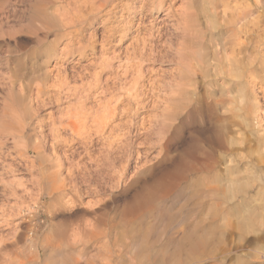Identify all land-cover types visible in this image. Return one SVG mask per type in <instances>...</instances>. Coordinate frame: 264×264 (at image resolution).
<instances>
[{
  "label": "rangeland",
  "instance_id": "rangeland-1",
  "mask_svg": "<svg viewBox=\"0 0 264 264\" xmlns=\"http://www.w3.org/2000/svg\"><path fill=\"white\" fill-rule=\"evenodd\" d=\"M96 1L104 2L105 0ZM116 1L107 2L109 4H106L107 10L95 11L94 13H70L66 9L69 3L67 0H0V150L1 156H3L0 160L2 163H0V264H87V262L106 264L105 249L101 248L106 240L115 249L113 254L116 251L114 256L118 255L115 257V259L118 258L116 259L118 264H125L128 260L130 262V260L139 258L138 246H134L135 243L133 244L131 236L127 237L129 234L121 231L122 228H118L120 231L111 236V239L101 237L92 240L83 235L79 236V232L76 233L78 234L76 238L77 235L73 233L78 226L82 228L86 224H93L96 221L102 224L104 219L108 223L110 219L115 217L119 208L130 207L129 204L133 206V202L136 204L139 194L153 185L168 169L170 173H173L184 162L203 160L204 154L210 148L209 141L212 138V129L209 124L204 123L202 118L196 119V121L192 120V122L183 119L178 120L179 129L174 131L177 133H173V139L170 136L169 141L167 139L169 134L161 127L151 135H147L145 132V129L150 125L148 121L150 116L159 117L161 115V106L165 96L169 94L166 88L161 87L163 84L175 82L172 76L173 69H178V67L174 61L180 55L174 50L171 51L172 48L169 47L171 45L174 48L178 43L173 29L175 17H178L182 11L184 12L189 3L195 8H191L193 10H190V13H194L193 17H195L193 18V22H195L193 30L196 29V32L193 31V33L195 32L197 36L193 40L196 41V44L194 43V46L191 47L192 50L189 51L192 53L195 62L201 63L200 65L203 62V66L209 70H213L214 66L217 67L222 60L225 63L230 60V57L235 56L230 45L227 46V51L224 52L223 50L224 46L228 44L227 40L231 34L228 31L227 17L229 19V16L233 15L232 13H236L240 5L248 9L247 13L242 15L244 19L240 23V26L243 27V33L245 31L248 34L252 33L253 30L261 29L264 24V0H260L258 6H256L255 0H189L190 2L186 0L187 3L185 0H172V2L167 0L163 8L151 4L145 5L143 9L140 8L142 0H118L117 4L113 3ZM112 3L116 7L114 5L112 7ZM183 6L186 8L184 9ZM75 15L78 18L81 17L77 19ZM83 15L85 16L83 17ZM71 19H73L72 21L75 20L72 25ZM206 20L210 22H206ZM73 24L77 25L73 27ZM263 39L264 37L256 39L258 42L253 40L254 45H249L251 47L250 52L253 53L254 51L253 54L257 56L249 64L250 77L248 78L247 91L249 89L248 96L249 98L251 96L249 103H252L254 108L258 106L259 109H257L258 107L256 110L251 109L256 114L246 113V117L250 116L251 118L250 120L248 117L250 127L248 125L247 129L233 134L237 140L236 144L239 143L238 145L233 143L235 144L233 146L241 151H237V153L239 152L238 155L243 156L237 155L236 159L234 158V164L231 163V165L240 168L239 176L243 177L244 180L246 179L247 184L249 183L247 185L248 193L257 199L254 202L258 204L264 203ZM193 40L192 43L195 42ZM255 42L259 45L256 46ZM216 43L221 47H217ZM151 44L156 46V49L162 50L163 56L167 53V58L166 56L162 57L161 54L158 55L160 50H157L158 53L155 58L152 56L148 58V49ZM216 47L217 49H215ZM219 48L223 49V54ZM258 49L259 51H257ZM189 51L186 53L187 56L184 55L185 57L189 56ZM219 53L220 55H218ZM192 55L190 54V56ZM225 55L227 58L223 57ZM143 56L144 59H142ZM172 59L173 61H171ZM140 67H142L141 76H139ZM223 75L217 76L216 86L219 90H225L224 87H228L230 84ZM138 79L144 83V87L136 86L135 80L139 81ZM142 95L146 98L145 102H148L150 106L138 108L135 105L138 97L142 98ZM254 97L255 99H253ZM252 99L256 100L258 104H254L255 101L251 102ZM114 105L117 106L118 117L102 133H99V135L104 134L99 136V139L103 138V140L100 139L102 143L95 146L90 158L86 155L84 146L81 145L79 139L72 138L67 133L68 131L62 129L64 127L62 124L73 119L76 110L84 113L93 109L92 111L101 113L107 107ZM136 107L138 114L135 115L136 118L133 121L135 125L133 129L137 133L135 136L136 144L132 148L134 156L129 159L128 164L126 158L120 157L122 148L127 146L123 134L126 127L124 125L123 128V124L128 117H124V114L135 111ZM81 108L84 112L81 111ZM143 118H145L144 121ZM141 123L145 129L142 128ZM152 123L154 125L156 122ZM117 124L118 126H116ZM20 127H23L25 132L24 138L19 140L14 136V132ZM56 129L61 130L56 133L58 131ZM236 129L234 128V131ZM178 133H182L181 136ZM55 137L59 139L56 140ZM16 141L19 144H15ZM168 144H171L169 145L170 153L166 155ZM34 145L37 146L40 154L36 162L28 164L25 159L34 160V154H27L25 151ZM205 147L207 150H204ZM197 151L200 154L204 153L203 156L200 155V157ZM97 158L102 161L100 162ZM91 159L95 160L96 164L102 163L99 165L101 166L99 169L102 171L104 168V175L102 172L96 175L95 179L90 181L91 183L76 178V182L82 184L78 185L81 194L79 198H75L77 201L65 196L52 198L50 194L48 195L49 182L47 181L50 179L47 177L49 173H53L54 177L55 173L57 175L62 174L60 178L63 179L70 170L79 171L84 165H89ZM96 160L99 161L96 162ZM237 160L241 161L238 162ZM194 163L196 164V162ZM226 164L222 166H226ZM125 165L129 166L124 169ZM39 169L46 173L45 178H41ZM202 171L193 172L191 174L193 180H188V183L187 181L184 182L180 189H171L166 195L164 205L170 209L168 208L167 216L158 217L162 221L155 222V224V220L150 219L153 222L150 221L149 224H146L147 226L151 225L150 231L153 230L151 238L152 235H154L153 238H157V240L150 241L153 242L152 244L155 245L154 248H157V251L161 252L162 250V252L170 255V252L174 251L173 248L176 251L177 244L182 239L184 242L179 245L186 243L185 238L181 237L183 232L199 223L201 225L203 220L201 226H204H200V229L208 226V223L209 225L212 224L214 211L209 212L211 209L213 210L211 199H207L210 204L208 206L207 200L200 201L201 199L192 197L195 194L193 191L197 192L202 184L207 183L206 180L212 179V174L208 175L204 172L202 174ZM72 183L74 184V180ZM250 184L251 186H249ZM249 189L251 190L249 191ZM201 205L204 208H200ZM102 210L106 215H101ZM208 219L212 222H209ZM88 221L90 223H86ZM224 223L226 224V221L213 222V229H215L213 237L215 239L219 236L222 238V240L217 238L219 241L213 238L214 250L195 255V257L189 253L186 255L189 251L187 246V249L181 250V253L184 251V254L182 253L184 260L180 262L182 255L179 250V259L173 258L172 261L173 252L172 257H169L166 263L244 264L245 260V264H264V219L254 223L249 222V225L246 226L241 224L243 229L246 227L244 231L242 230V234L237 228L233 227L232 229V226H224ZM60 224L65 229L68 225L71 231L66 229L68 230L66 235L61 233L59 230L63 228L60 227ZM56 225L57 228H60L57 229ZM153 227L158 228L153 229ZM219 227L224 230L219 229ZM157 229L160 231L157 232ZM119 232L125 235L121 233L119 236ZM224 236L228 238H224ZM174 239L175 242H172ZM217 242L220 247L216 244ZM121 243L123 246H120ZM142 243L139 242V245ZM167 243L169 247L164 248ZM169 248H171L168 250L169 252L165 251ZM126 254L128 257H125ZM130 254L134 255L131 257ZM175 254L177 255V253ZM186 256L188 258L193 257V260ZM255 256L256 258H253Z\"/></svg>",
  "mask_w": 264,
  "mask_h": 264
},
{
  "label": "bare ground",
  "instance_id": "bare-ground-1",
  "mask_svg": "<svg viewBox=\"0 0 264 264\" xmlns=\"http://www.w3.org/2000/svg\"><path fill=\"white\" fill-rule=\"evenodd\" d=\"M68 1H69L68 8H66V9H68V12L70 11V13L71 12H74V13H94L95 11H101V10L106 9V7H107L106 4H108L107 2H109L110 0L109 1L105 0L104 2H98L96 0H67V2ZM117 1L113 2V3L117 4L118 3ZM166 1L167 0H142L140 8L143 9V7L145 5H151V4L152 5L154 4V5H157L160 8H163L165 6ZM188 1H186V3ZM169 2H172V0H169ZM109 3H111V2H109ZM113 3L111 4L112 7L114 5ZM255 3H256V6H258L259 5L258 3H260V0H255ZM185 5H187V4H185ZM186 7H184V9L186 8L185 10L182 8L184 10V12L183 11L181 13L179 12L180 15L178 14V17H175L176 18L175 23L173 22V24H174L173 25L174 26L173 29H174L175 34H176L175 36H177L176 38L178 39V41H177L178 43L175 42V43H177L175 45V47H174L175 49L171 45H169V47L172 48V50L167 48V49H169L171 51L174 50L175 52H177V54L180 55V57H178L176 59V61H174L176 66L178 67V69H173L174 73H173V70H172V73H173L172 76L174 77L173 79H174L175 82L173 84H170V83L167 84V85L163 84L162 87L160 86L161 88L164 87V89L166 88L169 91V94H167V96H165V99L163 101L164 103L161 106V109H160L161 110V115L159 117L150 116V119L148 120L150 122V125H148V127L146 129L144 128L145 126H143L142 123L140 125L143 126L142 128L145 129V132H146L147 135H151L152 133H154L156 131V129H158L160 127L165 129L166 133L169 134L168 137H167V139L169 141L170 136L173 139V133H177V132H174V131L179 129V125L177 124L178 120L183 119V120H189V121L192 122V120L196 121V119H199V118L201 119L202 118L204 120V123L206 122L207 124H209L211 126V129H212V133L213 134H212V138H210V141H209L210 142V144H209L210 148H209V150H207L206 147H205L204 150H207V152L205 151L206 152L205 154L202 153V154H204L205 158L203 160L199 159L198 161H194V162H196V164L194 162H192V161L190 163L184 162L182 164V166L179 167L178 169L176 168L177 170L175 169L176 171L173 172V173H170L169 169H168V171L166 173H163V176H161L159 179H157L153 183V185H151L150 187L146 188V190H144L141 194H139V199H138V202L136 204L133 202L132 203V204H134L133 206H131L129 204L130 207L119 208L117 210V212H116L115 217L112 220L110 219L108 223H106L105 219H104V222H102V224H100L101 222H97L96 220H95L96 222L93 223V224H91L88 221L86 223H90V224L84 223L86 225H85V227L83 226L82 228L80 226L77 227V225H80V224H77V225H75L77 227V228H75L76 229L75 233H73V234H76V233L79 232L78 233L79 236L83 235V236L88 237V238H90L92 240L94 238H101V237H103V239L104 238H107V239L110 238L111 239V236H114L115 233L117 231H120L119 229L122 228L121 231H123L125 234H129L127 237L131 236V239L133 240V244L135 243L134 246L135 247L138 246L137 248L139 249L138 250L139 251L138 255L140 257L137 258L138 255L136 253V255H137L136 258L137 259L130 260V262H129V260L127 261L130 264H168L166 262L168 261L169 257H172L171 254L173 252H174L173 253L174 257H172V261H173V258H178L179 259V254H178L179 250H180L179 253L182 255V258H183V254H184L183 252L184 251L182 252L183 253L182 254L181 250H184L183 248H186L187 246H188L187 248H188L189 251L185 250V251H188L186 253V255L188 253L191 256L204 254V253H206V252H208V251L213 249V245H214L213 238H214V240H216L217 238L220 237L218 232H217V234H218L219 237H217L216 239H215V237H213L214 236L213 231L215 230V229H213L214 228L213 222H218V221H220V222L224 221L225 222L226 221V224L224 223L225 224L224 226H226V225L230 226V227L232 226V229H233V227L237 228L239 233L241 232L240 234H242V230L244 231V229L246 227H244V229H243L241 224L246 226L249 222H253L254 223V222H257V220L264 219V213H262L263 210H264V203L258 204L257 202H254L257 199H255V197H253L252 195H249L248 190H247L248 189L247 185L249 183L247 184L245 182L246 179L244 180L243 177L241 178L239 176L240 168L238 166L231 165V163L234 164V158L238 155L239 152H241L240 150H237L235 146H233V145H235L237 143L236 137H234L233 134H235L236 132H240V131H242L244 129H247L246 127H248V125L250 124V122L248 121V117H249L250 120H251V118H250V116L246 117V113L247 114L253 113V110H251V109L254 108L251 105L252 103L251 104L249 103V99L251 100V96H250V98L248 96L249 89L247 91V84L249 85L248 78L250 77V75H249V73H250L249 64L251 62H253V60L256 58L257 55L253 54V53H255L254 51H253V53L250 52V48L251 47H249V45L253 46L254 45L253 42H252L253 40H256L258 38L261 39L262 37H264V24H263L261 29L259 28L257 30H253L252 33L248 34L247 31H245L243 33L242 32L243 27L240 26L241 25L240 23L244 19V18H242V15L247 13L248 9L245 8L244 6L240 5V7L237 8L236 13H232L233 15L229 16L230 17L229 19L227 17V20H228L227 22L229 24V26L227 25L228 26V31L231 34L229 36V39L227 40L228 44L226 46H224V50L222 49L225 52V51L228 50L227 46L230 45L231 51H232L233 54H235V56L230 57V60L225 62V63L222 62L223 61L222 60L220 62V64H218L217 67L214 66L213 70H209V69H207V67L205 68L203 66L204 65L203 62H202V65H200L201 63L199 64V63L195 62L192 53H190V51H189L190 49L192 50L191 47L194 46L193 44L194 43L196 44V41L193 40V38L196 37L197 35H195V32H196L195 30L196 29L193 30L194 29L193 27H195V24H194L195 22H193L194 21L193 18H195V17H193L194 13H190V10H193L191 8H194V7L190 3ZM110 8H111V6H110ZM167 9H169V8H167ZM81 16H82V14H81ZM84 16L85 15H83V17ZM75 18L79 19L78 17H76V15H75ZM72 20L73 19L70 20L71 25L75 21V20L74 21H72ZM83 20H84V18H83ZM209 20H210V18H209ZM209 20H206V22L209 21ZM200 22H202V21H200ZM70 23L68 22V24H70ZM68 24H67V27H68ZM74 25H77V24H73V27H74ZM69 27H70V25H69ZM193 31H195V32L193 33ZM192 40L195 41V42L192 43ZM256 41L258 42V40H256ZM262 41H261V44L264 42V41L263 42ZM170 42H172V41L170 40ZM257 42H255V44H257ZM172 45H173V43H172ZM258 45L259 44H257L256 46H258ZM217 47H221V46L218 45ZM217 47L215 49H217ZM156 48L157 47L153 46L152 44L149 46L148 58H150L151 56H152V58H155V55L160 50V49L158 50ZM256 48H258V47H256ZM215 49H214V51H215ZM222 50L220 49V52L223 54ZM161 51L162 50L159 51L160 53L158 55L163 53V51L162 52ZM188 51H189V53L192 56H190V54H188L189 56L185 57L184 55H186V53H188ZM257 51H259V49ZM191 52H193V51H191ZM164 54H165V52H164ZM166 54L164 56L162 54L161 55H162V57H165ZM218 55H220V53ZM223 57L227 58L226 55L223 56ZM166 58H167V56H166ZM142 59H144V56L142 57ZM151 59H149V60H151ZM152 60H155V59H152ZM171 61H173V59ZM174 62H172V63H174ZM141 63H142V61H141ZM209 68L211 69V67H209ZM141 69H142V67H140V70H139V74L140 75L139 76H141V74H142L141 73L142 72ZM220 74L221 75L224 74L223 75L224 78L226 80H228L229 83H230L228 87H224V88H226L225 90L223 89L224 91L222 89H220V90H222V92H220L219 88H217V86H216L217 76H221ZM136 81L137 80H135L136 86H141V88H142V86L144 87V83L142 81H140V80L137 81V82ZM159 85H161V84H159ZM249 95H251V94H249ZM138 98L139 99L137 100V102L135 104V105H137L138 108H140V106L141 107H145V108L150 106V105H148L149 104L148 102L147 103L145 102L146 98L143 97V95H142V98H140V97H138ZM253 99H255V97ZM253 99H252L251 102H254V101L256 102V100H253ZM254 104H258V103L256 102ZM137 107H136V109L134 108L135 111L133 110V111H130L129 114H127V113L124 114V117H126V116L128 117L126 122L123 124V128H124V125L126 127L125 128L126 131L123 134L125 136L124 140L127 141L126 142L127 146L124 144L126 146L125 147L126 149L122 148L123 151L121 152V154H120L121 156L120 157L121 158H123V157L126 158V163H128V164H129V161H130L129 159L134 156L132 148H134L133 146L136 144L135 136H137V133L135 132V129H133L134 126H135L133 121L136 118L135 115L138 114L137 113L138 112ZM256 108H254V110H256ZM257 109H259V107ZM82 110H83V108H81V111ZM92 110L88 111V112H84V110H83L84 113L77 112V110H76L75 111L76 113L73 114V117H72L73 119L68 120L67 122L63 121L66 124H62V126H64V127H62V129L64 128L63 130L68 131L67 133H69V135L72 138L79 139L81 145L84 146V149L86 151V155H88L90 158L92 157L91 152L95 148V146L100 144V143H102V142H100L101 138L99 139V136H103L104 134L103 135H99V133H102L107 126L111 125L112 122L118 117V114H119L117 112V106L116 105H114L113 107H107V109H105V110L102 109L103 111L101 113H98V111L96 112V111H92ZM122 113H120V114H122ZM253 114H251V115L253 117H255V115H253ZM71 116H72V114H71ZM256 117H258V116L256 115ZM144 120H145V118H143V121ZM195 121H194V123H195ZM151 122H156V123L153 125V123L151 124ZM258 122H259V120H258ZM258 122H256V123H258ZM200 123H201V121H200ZM251 123H252V121H251ZM56 125H58V124H56ZM56 125H55V127H56ZM256 125H258V124H256ZM116 126H118V124ZM189 126H191V125H189ZM250 126L251 125H249V127ZM23 127H20V129L18 128L17 131L14 132V136L17 139H19V140L24 138L25 130L22 129ZM207 128H210V127H207ZM234 128H237V129L234 131ZM53 129H55V128L53 127ZM119 129H120V127H119ZM56 130H58V131L57 132L55 130L54 131L56 133H59V131L61 129H56ZM133 132H134V134H133ZM53 134L55 135V133H53ZM181 134H179V135L181 136ZM56 136H58V134H56ZM55 138L57 140L58 137H55ZM101 140H103V138ZM259 142H257V143L259 144ZM233 143H235V144H233ZM15 144H19V142L16 141ZM122 144H123V141H122ZM205 144H207V143H205ZM238 144H236V145H238ZM169 145H171V144H168L166 146L167 147L166 155H168L170 153ZM240 145H241V143H240ZM242 146H245V145H242ZM245 149H247V148H245ZM204 150H202V151H204ZM199 151H197V152L199 153ZM237 151H239V152L237 153ZM25 152L27 154H34V156H33L34 160L30 161L28 159H25V161L28 162V164H33L34 162H36L38 157H39L38 155L40 154V151L37 149L36 145L31 146L30 148H27V150ZM202 154L199 153V156L202 155ZM1 155H2V152L0 150V160L3 157ZM137 155H138V152H137ZM240 155H238V156H240ZM199 156H197V157H199ZM241 156H243V155H241ZM258 158L260 159V157H258ZM97 159L100 160V158H97ZM99 160H96V162L99 161ZM184 160H185V158H184ZM101 161L102 160H100V162ZM237 161L239 162L241 160H237ZM262 161H263V159H262ZM236 162H235V164H236ZM60 164H61V162H60ZM224 164H226V166H222ZM99 165H102V163L101 164H96L95 160L93 161V159H91V163L89 165H84V167L81 168L82 170L80 169L79 171L70 170L68 175H66L63 179L60 178L62 174L61 175H59V174L57 175V173H55V177H54V175H52L53 173H49V175L47 177V179H50L49 181H47V182H49L48 195L50 194V196L52 198H54V196H56L57 198L58 197L62 198V196H65V197H69L71 200L73 199V201H74V199L76 197L79 198V196L81 194V189L79 188L78 185H82V184H79L80 182H78V181L76 182V178H80L84 182L92 181L93 178L96 175H99L101 172L103 174V169L104 168L101 171L99 169V168H101V166H99ZM127 166H129V165H127ZM127 166L125 165L124 169L127 168ZM76 170H78V169H76ZM198 170H200V171L203 170L202 174L204 172V174L206 173L208 175H211V174L213 175V176H211L212 179L210 181L206 180L207 183L205 182L204 184H202V187L200 186L201 187L200 190H198L197 192L193 191L195 194L192 196L195 199H199V200L201 199L200 201H202L204 199L205 200L211 199V201H212L211 203L213 204L212 205L213 206V210L211 209V211H209V212L214 211L213 212V219L211 217L213 222L211 220H209V219L208 220H209V222L211 221L212 224L209 225V223L207 221H205V223L206 222L208 223V226H205L204 228L200 229V226L204 222V220H203L201 225L199 223L197 225L192 226V228L188 229V227H187L188 230L183 232L184 234L182 233L184 236L183 235L181 236L182 238H185L186 243L185 244H181L182 246L179 245L181 242L182 243L184 242L183 241L184 239H182V241L179 242V244H177L178 247H176V251H175V248H173L174 251L170 252L171 253L170 255H169V253H166L164 251L162 252V250H161V252L157 251V248H154L155 245L153 246V244H152L153 242L152 243L150 242L152 240H157V238L156 237L153 238L154 235H152L153 239L151 238V233H152L153 230L150 231V226L151 225L147 226L146 224H149L150 221H152V220H155L154 223L158 222V221H162L161 219H158V217H161V218L164 217L168 213V208H169L168 206L164 205V201L166 199V195L171 191V189H173V188H179L180 189L183 186L182 184L184 182L187 181V183H188V180L189 181H190V179L193 180V178H191V174H193V172L198 171ZM39 171H40L39 174H40L41 178L42 179H43V177L45 178V174L46 173L43 172L41 169H39ZM242 171L244 172V170H242ZM242 171H241V173H242ZM199 179H200V177H199ZM73 180H74V184L72 183ZM40 181H42V180H40ZM93 182H95V181H93ZM93 182H92V184H93ZM120 182H121V180H120ZM198 183H200V182H198ZM196 184H197V182L195 183V185ZM198 185H200V184H198ZM89 186H91V185H89ZM249 186H251V184ZM252 187H250V188H252ZM90 189H92V188H90ZM250 190L251 189H249V191ZM29 194H31V193H29ZM184 195H185V192H184ZM208 200H207V204L209 206L210 204L208 203L209 202ZM203 205H205V204H203ZM203 205H201L200 208L203 207ZM196 206H198V204H196ZM104 212H105V210H104ZM100 213H101V215L102 214L106 215V213H103V210ZM150 219H152V220H150ZM165 219H166V217H165ZM165 219H164V221H165ZM200 221H198V222H200ZM198 222H196V223H198ZM159 224L161 225V223H159ZM157 225H158V223H157ZM162 226H159V227L162 228ZM203 226H201V227H203ZM60 227L63 228L62 224H60ZM60 227L57 228V225H56L57 229H59ZM70 227H71V224H70ZM73 227H74V225H73ZM154 228L155 227H153V229ZM156 228H158V227H156ZM66 229L70 230L68 225H67ZM66 229L63 228L62 230H59V231L66 235V233H68V230H66ZM219 229H223V228L219 227ZM158 230L159 229H157V232H158ZM167 231H168V229H167ZM56 232H57V230H56ZM54 233H55V231H54ZM121 233L119 232V234H120L119 236H121ZM233 233H235V231H233ZM233 233H230V235H233ZM78 234H76L77 235L76 238L78 237ZM125 234H123V235H125ZM167 234H169V233L167 232ZM167 234H166V236H167ZM217 234L215 233L216 236H217ZM157 235H158V233H157ZM234 235L236 236V234H234ZM170 237H172V236H170ZM150 238H151V240H150ZM173 238L176 239V237H173ZM224 238H228V237L224 236ZM125 239H127V238H125ZM175 239L172 242H175ZM219 239L222 240V238H219ZM81 240H83V239H81ZM168 240H169V238H168ZM178 240H179V238H178ZM115 242H117V241H115ZM139 242H143V243L141 245H139ZM160 242H162V241H160ZM109 244L110 243L106 240L104 242L103 247H101V248L105 249V255L104 256H105V260L106 261L105 260L104 261L107 262L106 264H118L116 262L117 261L116 259H118V258L115 259L117 254L114 256L116 251H114L115 253L113 254V250H115V249H113ZM169 244H170V240H169ZM216 244H218V242ZM121 245H122V243L120 244V246ZM225 245H227V244H225ZM113 246H115V245H113ZM167 246H168V243H167L166 246H164V248L167 247ZM218 246H219V244H218ZM116 247H117V245H116ZM221 247H223V246H221ZM121 248H123V247H121ZM161 248H163V247H161ZM163 250H165V249H163ZM168 250H171V248L166 249L165 251L169 252ZM227 250H229V249H227ZM126 252H128V251H126ZM231 252L232 251L230 250V253ZM175 253H177V255ZM133 255H131V257ZM254 255H255V253H254ZM123 256H124V254H123ZM209 256H211V255H209ZM125 257H128L127 254H126ZM180 258H181V256H180ZM182 258L180 259V262H181V260H184V258L183 259ZM192 258L193 257L188 258V259L191 260ZM253 258H256V256L253 257ZM122 259H124V258H122ZM88 261H90V260H88ZM125 262H126V259H125ZM177 262L179 263V261H177ZM174 263H175V261H174ZM87 264H92V263L87 262ZM244 264H245V260H244ZM248 264H250V263H248Z\"/></svg>",
  "mask_w": 264,
  "mask_h": 264
}]
</instances>
